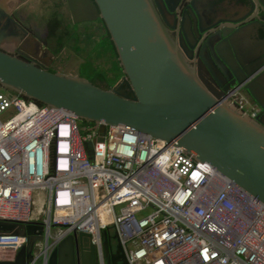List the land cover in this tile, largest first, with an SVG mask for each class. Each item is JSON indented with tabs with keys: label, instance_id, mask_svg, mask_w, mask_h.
I'll list each match as a JSON object with an SVG mask.
<instances>
[{
	"label": "built area",
	"instance_id": "obj_1",
	"mask_svg": "<svg viewBox=\"0 0 264 264\" xmlns=\"http://www.w3.org/2000/svg\"><path fill=\"white\" fill-rule=\"evenodd\" d=\"M239 93L228 102L255 119ZM0 221L43 224L30 264L74 231L91 235L101 263L118 235L128 264H264V203L210 163L124 124L82 128L72 110L1 84ZM27 242L0 233V251Z\"/></svg>",
	"mask_w": 264,
	"mask_h": 264
},
{
	"label": "water",
	"instance_id": "obj_2",
	"mask_svg": "<svg viewBox=\"0 0 264 264\" xmlns=\"http://www.w3.org/2000/svg\"><path fill=\"white\" fill-rule=\"evenodd\" d=\"M68 2L74 23L103 20L122 68L120 82L105 89L79 74L40 67L25 55L26 50L18 53L29 60L3 48V40L26 35L10 17L15 30L0 32L2 88L45 106L68 108L80 120L124 124L154 138L176 141L185 153L210 163L264 203V95L251 84L245 85L262 111L253 119L228 102L224 96L227 88H222L220 79L224 76L234 78L233 83L245 82L250 73L248 62L257 63L264 55V49L261 53L252 50L253 59L249 60L242 39L243 33H264V0H245L244 16L220 19L211 17L214 13L210 10L204 12L197 0H188L185 11L191 18L187 20L189 13L185 11L176 15L180 40L172 37L167 14L174 15L181 0ZM197 34L203 35L204 42L198 44ZM193 52L199 56L197 64L190 62ZM104 130L103 126L96 140H103ZM89 154L93 158V149ZM43 230L40 222L0 221V233L28 238L13 259L0 264H30L35 258V243L44 239ZM104 252L108 264H128L120 242L115 250L106 237ZM96 253L98 256L91 235L74 231L58 244L46 264H85L87 260L94 264Z\"/></svg>",
	"mask_w": 264,
	"mask_h": 264
},
{
	"label": "flooded vegetation",
	"instance_id": "obj_3",
	"mask_svg": "<svg viewBox=\"0 0 264 264\" xmlns=\"http://www.w3.org/2000/svg\"><path fill=\"white\" fill-rule=\"evenodd\" d=\"M187 1L188 0H181L174 15L167 14L168 23L170 24V27H172L169 31L172 37L177 40L181 39V33L180 26L178 24V18H176V15H178L179 13L183 14V12L185 11V7L188 5ZM243 1L245 0H197V2L202 5L204 12L210 10L214 13L211 17H217L218 19L226 16L229 17L230 15L234 18L244 16L247 9L243 7ZM239 10L242 12L240 13ZM43 12H48V14L44 15ZM185 12L189 13L187 18V20H189L191 18V13L188 10ZM10 17L13 18L26 32L25 36H19L20 38L18 37L15 40L16 46L13 49L14 53H17L22 58L29 60L25 56H22L18 53L19 51L23 52L24 50H26L27 52L25 53V55L31 57V59H33L38 66L47 68L51 72L60 71L56 68V53L58 52L57 49L59 42L58 35L62 34L66 30L72 31V24H74L68 0H0V32L10 33L15 30V27L10 24ZM92 22H97L104 30L102 26L104 22L102 19L99 18L98 20ZM259 26L260 25L257 24V28ZM53 27H56L55 35H52L51 32L52 30H54L52 29ZM214 27L212 29H214ZM203 38V35L202 37H200L198 34L195 36V40L198 42V44L202 43ZM244 38L247 47L245 46L246 48H244L245 50L243 52L247 51L248 55H246V57L249 60L253 59L250 56V54H253L252 50L257 53H261L263 51L264 33L262 31H260L259 34L250 32H247L246 34L243 33L242 39ZM69 39H71V37L67 38V40ZM48 40L50 41V43L48 42ZM82 41H84V39L80 40L79 38H76L75 44L77 45ZM31 54L34 57L31 56ZM257 59V63H252L254 60H250L248 62V71L250 73L248 74V79H246L243 83H233L232 81L234 80V78L232 77H220L223 83L222 88H227L224 92L225 97L229 96L235 89H238L240 91L239 94L245 97V99L251 105L258 106L252 94L245 87V85L251 84V86H253L258 93L264 95V55L258 57ZM190 62L191 64L199 63V56L194 53V56L192 59H190ZM85 64L86 62L82 63L80 65V69L85 67ZM111 72L113 73V75H108L107 77V79H110V81L116 78V74L114 73V71L111 70ZM76 74L82 75L81 70H79ZM122 77L123 73H121V76L117 80L116 84L120 82ZM115 85H113V87ZM262 99L264 100V97H262ZM258 108L260 109L259 106ZM260 112H262L261 109ZM118 243L119 242L117 240L113 241V248H115V250L118 247ZM5 260L3 259L1 261ZM108 260V256L104 252L103 261L101 263L96 253L94 264H108ZM85 264H89L88 260ZM118 264H121V261H119Z\"/></svg>",
	"mask_w": 264,
	"mask_h": 264
},
{
	"label": "rangeland",
	"instance_id": "obj_4",
	"mask_svg": "<svg viewBox=\"0 0 264 264\" xmlns=\"http://www.w3.org/2000/svg\"><path fill=\"white\" fill-rule=\"evenodd\" d=\"M44 15H47L48 12H43ZM73 32L71 34V39H69L65 45L56 53L57 63L56 68L60 71H63L68 74H76L79 70L82 73L87 75H92L90 70L87 68H81L80 65L90 59L94 66L105 69L109 76H112L111 72L112 64L116 61L113 57L109 55H103L100 57H95V53H91L90 47L95 42L96 38L101 35L104 30L101 25L97 22L85 21L79 24H72ZM79 38L84 39V41L75 44V39ZM50 43V41L48 40ZM55 44V42H54ZM59 71V72H60ZM83 75V74H82ZM110 81V79L108 80ZM79 125L83 127H89L90 122L86 123L84 120L78 119ZM85 131L82 130V134ZM150 210H146L142 214L145 215ZM39 263H42V259L38 260Z\"/></svg>",
	"mask_w": 264,
	"mask_h": 264
},
{
	"label": "trees",
	"instance_id": "obj_5",
	"mask_svg": "<svg viewBox=\"0 0 264 264\" xmlns=\"http://www.w3.org/2000/svg\"><path fill=\"white\" fill-rule=\"evenodd\" d=\"M102 26L104 28V32H102L101 35L96 38L95 42L90 47V51H91V53H95V57H100V56L108 54L109 57H113L116 60L112 64L113 67L110 69V70L114 71V73L116 74L115 75L116 78L112 79L111 81H108L107 71L105 69L100 68V67L94 66L90 59H88L86 61L85 67H83V68L89 69L92 75H87V74L82 73L83 75H81V76L88 78L94 84H96L102 88L109 89L117 83V80L120 78L121 73H123V72L121 70L122 69L121 66L119 65V61L117 59L118 55H117L115 46L113 44V41L110 38V34L106 30L104 23L102 24ZM55 28L54 27L52 28V29H54L51 31L52 35H55ZM72 32H73V30L72 31L66 30L62 34L58 35V41L59 42H58L57 51H59V49H61L62 46L65 45V43L68 41L67 38L71 37ZM36 103L40 106H43V104L40 102L36 101ZM84 122L86 123V121H84ZM91 124L92 123H90L89 125H91Z\"/></svg>",
	"mask_w": 264,
	"mask_h": 264
},
{
	"label": "crops",
	"instance_id": "obj_6",
	"mask_svg": "<svg viewBox=\"0 0 264 264\" xmlns=\"http://www.w3.org/2000/svg\"><path fill=\"white\" fill-rule=\"evenodd\" d=\"M239 12L241 13L242 11L239 10ZM18 251H0V261L3 259H13L15 253ZM22 256H24V254Z\"/></svg>",
	"mask_w": 264,
	"mask_h": 264
},
{
	"label": "bare ground",
	"instance_id": "obj_7",
	"mask_svg": "<svg viewBox=\"0 0 264 264\" xmlns=\"http://www.w3.org/2000/svg\"><path fill=\"white\" fill-rule=\"evenodd\" d=\"M1 44H2L3 48H5L7 50H10V51L13 50L14 47L16 46V43H15V40H14L13 37L11 39H9V40H6V41L3 40L1 42Z\"/></svg>",
	"mask_w": 264,
	"mask_h": 264
}]
</instances>
